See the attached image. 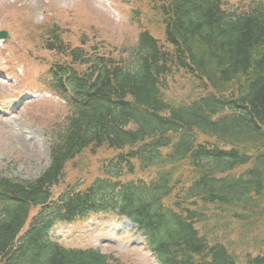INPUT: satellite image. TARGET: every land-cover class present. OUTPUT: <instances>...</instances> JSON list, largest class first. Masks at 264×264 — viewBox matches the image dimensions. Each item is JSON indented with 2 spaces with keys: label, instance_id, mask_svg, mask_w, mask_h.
<instances>
[{
  "label": "trees",
  "instance_id": "16d2710c",
  "mask_svg": "<svg viewBox=\"0 0 264 264\" xmlns=\"http://www.w3.org/2000/svg\"><path fill=\"white\" fill-rule=\"evenodd\" d=\"M144 1L126 0L139 29L128 53L105 56L63 41L57 24L45 29L44 50L58 57L49 89L67 115L36 179L0 175V264H121L49 239L53 225L99 214L127 218L158 264H264V239L247 240L264 226V3L150 0L156 18L141 20ZM179 71L199 83L187 105L162 94ZM101 149L114 152L102 177L52 197L68 163ZM208 221L240 226V255ZM227 227L225 238L236 234Z\"/></svg>",
  "mask_w": 264,
  "mask_h": 264
},
{
  "label": "rangeland",
  "instance_id": "374dc122",
  "mask_svg": "<svg viewBox=\"0 0 264 264\" xmlns=\"http://www.w3.org/2000/svg\"><path fill=\"white\" fill-rule=\"evenodd\" d=\"M150 0L141 3V20L156 18ZM237 0H226L236 7ZM256 1V0H255ZM259 1V0H257ZM264 3V0H260ZM131 4L126 0H0V31L8 39L0 41V175L21 181L36 179L50 165V134L64 126L67 110L56 97L50 96L47 73L50 62L57 55L44 50L47 27L57 24L62 28L63 41L72 46L80 40L96 48V53L115 55L122 48L125 53L136 42L137 22L128 18ZM140 20V21H141ZM142 22V21H141ZM43 25V27L41 26ZM94 28L98 33L90 30ZM86 49V48H85ZM88 50V49H87ZM163 91L169 104L187 105L197 98L198 81L179 71L166 80ZM114 152L101 149L97 155L81 154L63 170L64 179L52 188V197L72 184H88L102 177L101 168ZM155 171L135 173L128 179L149 180ZM30 215L29 218H31ZM123 218L99 216L90 223L56 225L50 237L68 249H97L111 255L121 264H158L145 248L144 238ZM219 223V222H218ZM206 230H215L222 242L237 251L240 237L239 225L230 227L229 221H208ZM220 224L229 225V237ZM247 240L258 243L264 239V226ZM25 230V228H24ZM244 248V247H243ZM264 252V250H262ZM255 255L256 251H249Z\"/></svg>",
  "mask_w": 264,
  "mask_h": 264
},
{
  "label": "water",
  "instance_id": "95a60500",
  "mask_svg": "<svg viewBox=\"0 0 264 264\" xmlns=\"http://www.w3.org/2000/svg\"><path fill=\"white\" fill-rule=\"evenodd\" d=\"M0 38H7L6 34L0 33Z\"/></svg>",
  "mask_w": 264,
  "mask_h": 264
},
{
  "label": "bare ground",
  "instance_id": "6f19581e",
  "mask_svg": "<svg viewBox=\"0 0 264 264\" xmlns=\"http://www.w3.org/2000/svg\"><path fill=\"white\" fill-rule=\"evenodd\" d=\"M125 223L127 222V220L125 221V220H123Z\"/></svg>",
  "mask_w": 264,
  "mask_h": 264
}]
</instances>
